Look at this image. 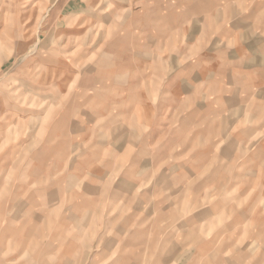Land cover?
Listing matches in <instances>:
<instances>
[{
	"label": "rangeland",
	"instance_id": "1",
	"mask_svg": "<svg viewBox=\"0 0 264 264\" xmlns=\"http://www.w3.org/2000/svg\"><path fill=\"white\" fill-rule=\"evenodd\" d=\"M0 264H264V0H0Z\"/></svg>",
	"mask_w": 264,
	"mask_h": 264
},
{
	"label": "crops",
	"instance_id": "2",
	"mask_svg": "<svg viewBox=\"0 0 264 264\" xmlns=\"http://www.w3.org/2000/svg\"><path fill=\"white\" fill-rule=\"evenodd\" d=\"M246 55H248V54H246ZM251 57V56H250Z\"/></svg>",
	"mask_w": 264,
	"mask_h": 264
}]
</instances>
